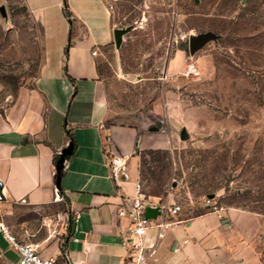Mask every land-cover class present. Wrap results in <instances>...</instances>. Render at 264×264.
<instances>
[{
  "label": "crops",
  "instance_id": "1",
  "mask_svg": "<svg viewBox=\"0 0 264 264\" xmlns=\"http://www.w3.org/2000/svg\"><path fill=\"white\" fill-rule=\"evenodd\" d=\"M23 2L42 31L41 58L33 84L20 86L0 112V222L16 241L38 242L54 264H125L128 218L119 211L136 195L140 153L167 148L168 136L161 120L153 125L143 115L110 114L98 68L113 40L104 0ZM153 107L158 114L159 103ZM69 142L58 191L55 161ZM110 153L125 160L118 181ZM176 219L156 242L150 264H264V215L228 206ZM145 239L154 241V229ZM17 258L0 230V264Z\"/></svg>",
  "mask_w": 264,
  "mask_h": 264
},
{
  "label": "rangeland",
  "instance_id": "2",
  "mask_svg": "<svg viewBox=\"0 0 264 264\" xmlns=\"http://www.w3.org/2000/svg\"><path fill=\"white\" fill-rule=\"evenodd\" d=\"M104 2L113 29L130 26L98 59L110 114L161 120L168 136L167 148L140 153L145 200L186 216L213 206L264 215V0ZM22 5L0 0V112L41 58V28ZM202 32L211 38L190 54ZM189 63L196 73L185 75Z\"/></svg>",
  "mask_w": 264,
  "mask_h": 264
},
{
  "label": "built area",
  "instance_id": "3",
  "mask_svg": "<svg viewBox=\"0 0 264 264\" xmlns=\"http://www.w3.org/2000/svg\"><path fill=\"white\" fill-rule=\"evenodd\" d=\"M96 53V50H92V54ZM194 73H196L195 65L193 63L187 64L184 74L190 75ZM107 163L111 170V177L115 181H118L124 171L125 160L120 155L110 153ZM135 188L136 195L132 198L130 207L119 211L120 216L128 218L126 237L123 241V246L126 248L127 252L125 264H150L149 259L154 251L156 242L164 236L169 226L180 221L176 219V217L181 207L168 200L151 204L145 200L139 182L135 184ZM3 200L4 183L0 180V202ZM212 208L211 211L223 209L222 207L216 208L215 206ZM76 222L77 216L75 215L72 218V226L75 227ZM150 229H154V241L148 243L145 239V235ZM0 230L6 234L8 241L17 253L18 258L15 264H54V257H44L41 255L40 244L38 242L16 241L15 238L9 234L7 226L2 222H0ZM74 240H77V238H74Z\"/></svg>",
  "mask_w": 264,
  "mask_h": 264
},
{
  "label": "water",
  "instance_id": "4",
  "mask_svg": "<svg viewBox=\"0 0 264 264\" xmlns=\"http://www.w3.org/2000/svg\"><path fill=\"white\" fill-rule=\"evenodd\" d=\"M130 27L124 29L114 28L113 29V40L116 46H118L122 40V35L127 32ZM211 38L210 32H202L195 36H190L188 39V50L190 53H193L197 49L201 48L209 39ZM181 136L184 137V132H181ZM72 151V142H69L64 146L59 154L58 158L55 161V186L56 189L60 190V174L64 165L66 156H68Z\"/></svg>",
  "mask_w": 264,
  "mask_h": 264
},
{
  "label": "trees",
  "instance_id": "5",
  "mask_svg": "<svg viewBox=\"0 0 264 264\" xmlns=\"http://www.w3.org/2000/svg\"><path fill=\"white\" fill-rule=\"evenodd\" d=\"M21 10H27V8H26V6L25 5H22V7H21ZM63 13H64V16L68 19V22L70 23V25H71V23H72V21H73V19H72V14H71V12L66 8V5H65V8H64V10H63ZM127 27H130V26H127ZM65 53H66V51H65ZM64 72H65V74L67 75V73H66V67L64 66ZM15 93H16V91H15ZM15 93H14V95H15Z\"/></svg>",
  "mask_w": 264,
  "mask_h": 264
}]
</instances>
